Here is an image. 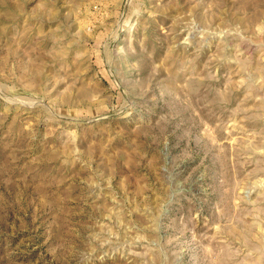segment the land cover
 <instances>
[{
	"label": "rangeland",
	"instance_id": "1",
	"mask_svg": "<svg viewBox=\"0 0 264 264\" xmlns=\"http://www.w3.org/2000/svg\"><path fill=\"white\" fill-rule=\"evenodd\" d=\"M0 264H264V0H0Z\"/></svg>",
	"mask_w": 264,
	"mask_h": 264
}]
</instances>
